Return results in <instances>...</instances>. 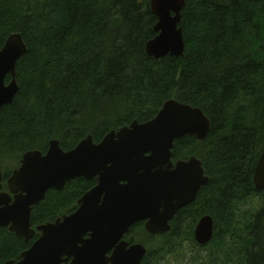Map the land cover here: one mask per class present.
<instances>
[{"label": "trees", "instance_id": "1", "mask_svg": "<svg viewBox=\"0 0 264 264\" xmlns=\"http://www.w3.org/2000/svg\"><path fill=\"white\" fill-rule=\"evenodd\" d=\"M184 2L183 55L154 60L145 51L157 36L150 0H0V50L15 33L26 46L15 69L19 90L0 109L2 191L25 153L44 155L53 140L64 151L88 136L98 144L175 100L200 109L210 129L204 141L176 140L173 162L197 158L209 181L169 232L150 235L140 222L125 240L144 246L141 264L166 263L185 242L205 252L196 264H264V190L253 183L264 144V0ZM95 185L75 179L48 191L31 227L73 213ZM255 203V212L243 209ZM203 216L214 233L199 246L193 232ZM38 236L25 242L0 227V264L18 261Z\"/></svg>", "mask_w": 264, "mask_h": 264}, {"label": "water", "instance_id": "2", "mask_svg": "<svg viewBox=\"0 0 264 264\" xmlns=\"http://www.w3.org/2000/svg\"><path fill=\"white\" fill-rule=\"evenodd\" d=\"M184 4L150 0L157 36L146 44L148 57L183 55L179 25ZM25 52L17 33L0 50V109L11 105L19 90L15 69ZM209 129L200 109L169 100L152 120L111 131L98 144L88 136L64 151L53 140L44 155L25 153L7 180L8 192L2 191L0 172V227L25 242L36 232L39 236L18 261L3 264H141L146 249L125 240L129 229L144 222L148 234H166L175 215L196 200L209 181L202 163L195 157L173 162L172 151L183 137L204 141ZM75 179H95L96 185L78 200L76 211L33 229L32 209L48 191H62ZM253 183L256 190H264V144ZM213 231V219L203 216L195 226L194 241L206 246Z\"/></svg>", "mask_w": 264, "mask_h": 264}, {"label": "rangeland", "instance_id": "3", "mask_svg": "<svg viewBox=\"0 0 264 264\" xmlns=\"http://www.w3.org/2000/svg\"><path fill=\"white\" fill-rule=\"evenodd\" d=\"M258 208H259V205L257 203L251 205L250 208L248 206L243 207V209H248L251 212H255ZM193 239H194V235H193ZM197 255L200 257H203L205 255V252L198 251L190 243L185 242V243H182L180 250L173 256V258L169 259L166 263H163V264H196L197 262H195L194 258ZM174 258H176V260Z\"/></svg>", "mask_w": 264, "mask_h": 264}]
</instances>
